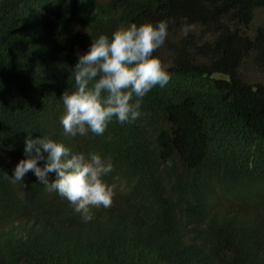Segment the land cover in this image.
I'll use <instances>...</instances> for the list:
<instances>
[{
	"label": "trees",
	"instance_id": "trees-1",
	"mask_svg": "<svg viewBox=\"0 0 264 264\" xmlns=\"http://www.w3.org/2000/svg\"><path fill=\"white\" fill-rule=\"evenodd\" d=\"M160 21L167 85L133 122L65 135L93 39ZM27 136L110 163L112 206L86 221L13 182ZM0 264H264V0H0Z\"/></svg>",
	"mask_w": 264,
	"mask_h": 264
},
{
	"label": "clouds",
	"instance_id": "clouds-1",
	"mask_svg": "<svg viewBox=\"0 0 264 264\" xmlns=\"http://www.w3.org/2000/svg\"><path fill=\"white\" fill-rule=\"evenodd\" d=\"M167 35L168 22L160 21L132 23L115 31L111 39L106 35L93 39L89 52L76 64L75 89L61 98L65 135L85 136L89 130L102 135L113 118L120 123L138 119L142 98L154 86L163 87L170 80L161 60L153 55ZM24 152L27 158L17 164L13 182L23 183L32 172L47 191L66 198L86 221L92 219L90 207L112 206L114 186L107 185L103 177L113 166L100 155L74 154L63 143L42 136H27ZM41 161H45L43 166ZM52 173L54 181L49 180Z\"/></svg>",
	"mask_w": 264,
	"mask_h": 264
}]
</instances>
